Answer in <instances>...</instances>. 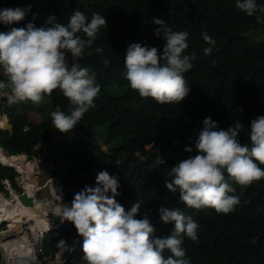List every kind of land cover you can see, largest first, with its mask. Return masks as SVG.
<instances>
[{"label": "trees", "instance_id": "16d2710c", "mask_svg": "<svg viewBox=\"0 0 264 264\" xmlns=\"http://www.w3.org/2000/svg\"><path fill=\"white\" fill-rule=\"evenodd\" d=\"M256 2L264 6V0ZM236 4L237 0H0V9L31 7L23 21L0 24L3 32L23 28L29 22L45 26L48 16L67 23L73 11L83 12L89 20L95 12L107 21L92 47L76 58L79 67H89L95 73L101 88L95 106L69 133L55 129L51 116L29 109L14 114L2 108L13 129H0V146L8 155L36 157L41 147L48 145L47 160L53 163L48 173L57 176L67 189L68 205L81 187L95 185L99 172L114 175L120 184L117 202L126 210L141 202L137 218L150 212L159 237L170 235L173 227L159 221V208H181L200 226L197 240L183 237L182 246L191 264H264V179L245 186L237 184L230 195L238 196L240 202L228 214L212 208H189L179 200L178 192L170 193L165 186L173 166L199 154L195 141L205 118L211 117L224 130L239 121L243 128L238 139L248 143L251 121L264 115V12L248 16ZM154 17L166 21L173 31H187L185 54L196 53L192 69L184 74L191 90L179 104L141 98L125 78L124 56L130 44L157 47L162 54L165 41L154 34ZM204 33L216 41L209 55L203 52L209 46ZM97 47L102 51L96 52ZM6 79L0 69V80ZM43 104L65 113L74 107L59 89L45 95ZM185 146L193 151L186 153ZM171 149L178 155L163 159L162 154ZM18 175L0 164V191L7 192L6 179L20 191ZM225 178L229 180L226 172ZM46 183L63 191L55 177ZM56 219L55 228L59 226ZM61 238L68 241L66 249L57 247ZM78 238L74 226L65 221L54 234H44L42 242L46 254L62 253L65 264H70L83 257L82 239L81 245L72 243ZM164 254L170 255L167 251ZM6 262L13 264L12 260Z\"/></svg>", "mask_w": 264, "mask_h": 264}, {"label": "clouds", "instance_id": "9594fccd", "mask_svg": "<svg viewBox=\"0 0 264 264\" xmlns=\"http://www.w3.org/2000/svg\"><path fill=\"white\" fill-rule=\"evenodd\" d=\"M236 7L248 16L257 11L264 12V6L258 5L256 0H237ZM29 12L30 6L0 9V24L23 21ZM35 18L34 14L33 21ZM152 22L157 26L155 36L165 41L162 54L157 47L130 44L124 56L125 78L141 98H151L159 104H179L190 93L184 74L192 69L196 53L185 54L189 47L187 31H173L159 18L154 17ZM106 26L103 15L94 12L89 20L83 12L73 11L67 23H59L54 16H48L45 26L37 27L34 22H29L23 28L0 31V69L7 78L6 81L0 80V92L7 90L5 94L9 103L30 101L38 104L45 95L59 89L74 107L68 113L53 111L50 114L52 124L61 133L71 132L85 113L95 106L94 100L101 88L89 67H79L68 57L69 54L72 58L82 57L84 50L91 48L96 41L100 28ZM203 39L209 45L203 52L209 55L216 41L207 33L203 34ZM95 51L99 53L102 49L97 47ZM104 63L107 65L108 61ZM0 115L8 116L2 111ZM7 122L10 123V118L6 119L5 125ZM202 125L195 141L199 154L173 166L168 173L171 180L165 181V186L170 193L178 192L179 200L189 208H212L217 213L228 214L240 201L238 196L230 195L235 189L226 180L225 172L240 186L264 179V168L259 166L264 165V115L251 121L248 143H241L238 139L243 128L239 121H234L227 130L220 129L211 117L205 118ZM5 128L0 126L1 130L5 131ZM4 151L0 146V157ZM184 151L191 153L193 149L185 146ZM20 155L29 157L27 154L9 156ZM0 164L20 173L15 167L1 161ZM3 183L5 189L7 184L12 187L8 179ZM119 187L117 177L101 171L94 186L85 185L74 195L70 205L59 203L57 206L56 215L61 218L57 224L68 221L74 226L79 238L72 243L81 245L82 239V259L86 264H191L182 246L183 237L197 240L198 223L181 208L162 205L159 221L173 227L170 235L159 237L155 234L150 212L145 211L141 218H137L141 202L136 201L130 210L117 202ZM66 190L63 187L62 193L66 194ZM13 191L11 188L10 194ZM62 193L57 197L59 202ZM43 235L44 232L38 237V244ZM67 246L66 239L57 241L58 248L66 249ZM166 251L170 255L165 256Z\"/></svg>", "mask_w": 264, "mask_h": 264}, {"label": "bare ground", "instance_id": "6f19581e", "mask_svg": "<svg viewBox=\"0 0 264 264\" xmlns=\"http://www.w3.org/2000/svg\"><path fill=\"white\" fill-rule=\"evenodd\" d=\"M6 119L0 115V126L5 124ZM0 161L21 173L25 190L23 194L13 191L10 197L0 192V224H10L9 230L0 232V246L7 253L6 260L15 259L12 261L17 264H42L33 242L43 231L56 227L52 218L47 216L52 206L47 195L55 188H45L34 175L36 163L28 162L26 155L11 157L4 151ZM26 227H29L33 239L26 232Z\"/></svg>", "mask_w": 264, "mask_h": 264}, {"label": "rangeland", "instance_id": "374dc122", "mask_svg": "<svg viewBox=\"0 0 264 264\" xmlns=\"http://www.w3.org/2000/svg\"><path fill=\"white\" fill-rule=\"evenodd\" d=\"M69 60L78 65V62H77L76 58H72L71 57ZM43 101H44V97H43L42 101L40 103H38V104H33L30 101L18 102V103L13 104V103H9V101L7 99V95L5 94V92H0V111H1L2 108H5L7 111H10V112H12L14 114H24L25 111L29 109V110H32L33 112H37L39 114H43L44 116H51L50 114L53 112V110L45 108L44 104H43ZM6 117L9 118L8 116H6ZM96 138L99 139L100 143H103L102 139L98 135H96ZM48 148H49L48 145H44V146L41 147L40 153L38 154L37 157H27L28 162H33L34 164L36 163V165H35V173H34L35 176L47 174V171L53 167V163L51 161L47 160V158L49 156ZM103 148L106 149L105 146H103ZM177 155H178V153L175 150L171 149L168 152L163 153L162 154V158L163 159H170V158L175 157ZM41 159H42V161H41ZM21 177H22V175H21V173H19V176L17 177V181H18L19 187H20V189L22 191V190H24V187H23V183H21L22 182ZM48 178L49 177L40 179V181L43 182V184L45 185V188L46 187L49 188L51 186V185L46 186L47 185L46 182H47ZM228 182L233 187L237 186V184L234 181H232L231 179H229ZM83 187H81V189ZM11 188L12 187L9 184H7V186H6L7 192L4 194L5 196L10 197V195H11L10 194V189ZM57 189H58V191H56L54 189V191H49L48 194L53 192L58 197V195H60L62 192L59 190V187ZM47 198L52 203V206H51V208L48 211L49 214L47 216H49L53 211H54L53 214L56 215L57 206L59 204V203H57L58 201L55 204H53V202L55 201L54 198L51 197V196H48V195H47ZM50 217L52 218V220L54 222L55 219H56V216H55V219L52 216H49V218ZM59 220H61V218L56 220V221H59ZM9 228H10V224L9 223L3 222L2 225L0 224V231L5 230V229H9ZM55 231H56V229H52V230H48V231H45V232L43 231V232H44V234L45 233H49L50 235H52V234L55 233ZM26 232L33 239V236L30 233L29 227H26ZM33 245L36 248V252H37L38 257L42 261H44V264H65L64 263L65 260H63V258L61 257L62 253H58L55 256L49 255L48 253L46 254L45 253L46 252V245H44L43 242L38 244L36 240L33 242ZM12 260H15V259H12ZM0 261H1V254H0ZM12 263L13 264H17V262L14 263L13 261H12ZM42 264H43V262H42ZM70 264H86V262L82 259V257H78V258H75L72 262H70Z\"/></svg>", "mask_w": 264, "mask_h": 264}, {"label": "water", "instance_id": "95a60500", "mask_svg": "<svg viewBox=\"0 0 264 264\" xmlns=\"http://www.w3.org/2000/svg\"><path fill=\"white\" fill-rule=\"evenodd\" d=\"M5 129L6 130H12L13 129V126L9 123V122H7L6 123V125H5ZM52 170V168L51 169H49V171H51ZM38 179H42V178H47V177H54L52 174H44V175H42V176H36ZM63 186V185H62ZM64 187V186H63ZM24 193V191L22 192V194ZM39 194H41L42 195V193L40 192ZM63 195H62V201H60L59 202V200H58V198H56L57 197V195L56 194H54L53 192H51L50 194H48V196H51V197H53L54 198V200H55V202H53V204H55L57 201V203H63V204H65V202L67 201V195L65 194V193H62ZM54 213V212H53ZM52 213V217L55 219V214H53ZM58 219V218H57ZM56 219V220H57ZM62 223V222H61ZM61 225V224H60ZM59 225V226H60ZM9 230V229H8ZM5 231H7V230H5ZM4 232V231H3ZM0 254H1V261H0V264H8L6 261V259H7V253H6V251L0 246Z\"/></svg>", "mask_w": 264, "mask_h": 264}, {"label": "built area", "instance_id": "2783aa9c", "mask_svg": "<svg viewBox=\"0 0 264 264\" xmlns=\"http://www.w3.org/2000/svg\"><path fill=\"white\" fill-rule=\"evenodd\" d=\"M7 183H8V182H7ZM39 241H40V239L38 238V239H37V242H39Z\"/></svg>", "mask_w": 264, "mask_h": 264}, {"label": "flooded vegetation", "instance_id": "af4514ba", "mask_svg": "<svg viewBox=\"0 0 264 264\" xmlns=\"http://www.w3.org/2000/svg\"><path fill=\"white\" fill-rule=\"evenodd\" d=\"M5 125V124H4Z\"/></svg>", "mask_w": 264, "mask_h": 264}]
</instances>
